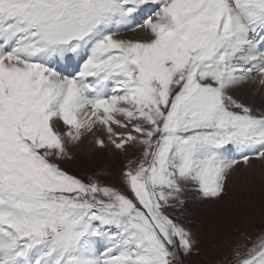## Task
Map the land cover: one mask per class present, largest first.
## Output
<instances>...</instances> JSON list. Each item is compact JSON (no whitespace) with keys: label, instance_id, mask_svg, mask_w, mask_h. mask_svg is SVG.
I'll return each instance as SVG.
<instances>
[{"label":"snow or ice","instance_id":"6c2138e0","mask_svg":"<svg viewBox=\"0 0 264 264\" xmlns=\"http://www.w3.org/2000/svg\"><path fill=\"white\" fill-rule=\"evenodd\" d=\"M264 0H0V264H186L184 215L264 166ZM138 153L117 183L61 167ZM262 180H264V167ZM216 264H264V226Z\"/></svg>","mask_w":264,"mask_h":264},{"label":"rangeland","instance_id":"374dc122","mask_svg":"<svg viewBox=\"0 0 264 264\" xmlns=\"http://www.w3.org/2000/svg\"><path fill=\"white\" fill-rule=\"evenodd\" d=\"M75 155L72 160L62 162L61 167L81 179L98 177L102 182L118 184L120 169L138 153L97 148L89 155ZM259 169H245L242 179L229 182L219 201L201 202L192 193L184 215L180 216L179 210L173 214L179 216L199 242L200 255L187 259L186 264H216L221 250H227L242 233L255 235L264 226V180Z\"/></svg>","mask_w":264,"mask_h":264},{"label":"bare ground","instance_id":"6f19581e","mask_svg":"<svg viewBox=\"0 0 264 264\" xmlns=\"http://www.w3.org/2000/svg\"><path fill=\"white\" fill-rule=\"evenodd\" d=\"M238 98L243 99L245 103H248L254 107H260L264 105V87L259 86L258 84H249L244 86L243 88L239 89L236 93ZM97 147L94 146L92 143V139L88 138L84 144H82L79 148L74 150V155L77 156L79 153L80 155H89L91 151L96 150ZM262 167L259 164L255 168H260L259 171H261ZM254 170V169H253ZM245 169L243 166H241V169L235 173L231 178L229 182H233L238 178H243V172ZM251 171V170H250ZM257 170H255L256 172ZM243 173V174H242ZM242 174V175H241ZM238 182V181H236ZM234 184V183H233Z\"/></svg>","mask_w":264,"mask_h":264}]
</instances>
